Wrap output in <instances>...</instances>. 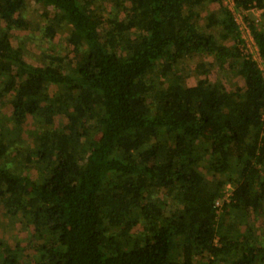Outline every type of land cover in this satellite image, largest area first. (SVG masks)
I'll return each mask as SVG.
<instances>
[{
  "label": "trees",
  "instance_id": "1",
  "mask_svg": "<svg viewBox=\"0 0 264 264\" xmlns=\"http://www.w3.org/2000/svg\"><path fill=\"white\" fill-rule=\"evenodd\" d=\"M34 1L45 38L71 27L73 56L28 63L11 41L29 27L28 0H0V103L17 128L42 123L23 159L0 125V203L34 225L33 252L0 240V264H264L248 224L264 214V74L223 0L202 26L213 0H105L109 15L98 0ZM252 31L264 59V30ZM194 55L243 86L211 82L205 62L186 84L180 64Z\"/></svg>",
  "mask_w": 264,
  "mask_h": 264
},
{
  "label": "rangeland",
  "instance_id": "2",
  "mask_svg": "<svg viewBox=\"0 0 264 264\" xmlns=\"http://www.w3.org/2000/svg\"><path fill=\"white\" fill-rule=\"evenodd\" d=\"M97 3L102 6L103 12L106 15L116 13V11L112 9L111 2L98 0ZM220 8L221 4L219 0L208 1L204 6L200 7V13L202 14L199 22L200 25L202 26L206 22L205 17L207 14L212 11H219ZM260 9H262V7H260ZM43 11L44 7L41 4L36 3L34 0H28L27 7L23 12L24 18L29 22L28 29H14L11 31V41L13 45L23 47L25 59L28 63L35 66H42L43 64L50 63L51 60L48 56H64L68 54L73 56L71 53L72 47L67 44V38L70 34L71 27L66 26L61 29L53 40L45 38V36H43V29L46 20L43 16ZM117 12H119L120 19H124L125 12L122 11V9H119ZM248 18L249 20H253L254 14L250 13ZM260 19L261 21L258 24V29L264 30L263 10ZM2 25L3 24L0 23V27ZM214 31L218 35L222 33L220 27H215ZM229 44L231 45V42H229ZM211 60V57L203 55H194L183 60L180 64L181 68L179 71L186 78V84L194 85L199 78L205 77L204 75H199L196 70L197 64L205 62L207 69H209L207 78L211 82H221L225 85L227 90L232 92L237 91V88L243 86V78L234 76L233 72H230L229 70L220 69L216 65L212 66L210 64ZM58 90L59 88L57 86L51 85L49 87V93L51 94L56 93ZM11 117L12 108L9 105V102L4 101L0 103V125L4 124L6 126L3 129L6 135L11 133L14 137H19L20 145H17L16 147H19V151H22L23 154L20 156V159H23L29 149H35L33 133L40 128L42 123L35 116H30L22 128H17L11 121ZM57 119L60 123L66 121L62 117ZM9 153L13 155L15 149L11 148ZM27 173L34 179L41 177L44 174L42 171V165L36 164V162L29 167ZM228 187L229 186H227V188ZM248 224L253 226L257 243L264 245V214L252 213L248 217ZM243 228L245 227L243 226ZM141 229L142 228L139 227L137 231H141ZM33 232V224L26 223L23 217L20 218L8 215L7 209L2 203H0V240L7 242L13 248L19 246L20 249L23 248L24 251L32 253L33 250L31 249V245H29V238Z\"/></svg>",
  "mask_w": 264,
  "mask_h": 264
},
{
  "label": "built area",
  "instance_id": "3",
  "mask_svg": "<svg viewBox=\"0 0 264 264\" xmlns=\"http://www.w3.org/2000/svg\"><path fill=\"white\" fill-rule=\"evenodd\" d=\"M239 0H223L224 6L232 13L234 21L238 25V29L242 38L241 50L248 57L256 61L264 74V59L260 54L259 47L254 38L252 31V25L258 27L261 21L260 16L262 9L258 6V0H248V8L244 7L243 4L238 3ZM247 1V0H241ZM250 13L254 14V19L249 20L248 16ZM264 117V116H263ZM226 187L225 195L223 199H218L215 203L217 207L222 205L223 200H229L231 194V186Z\"/></svg>",
  "mask_w": 264,
  "mask_h": 264
},
{
  "label": "crops",
  "instance_id": "4",
  "mask_svg": "<svg viewBox=\"0 0 264 264\" xmlns=\"http://www.w3.org/2000/svg\"><path fill=\"white\" fill-rule=\"evenodd\" d=\"M262 10H263V13H264V6H262Z\"/></svg>",
  "mask_w": 264,
  "mask_h": 264
}]
</instances>
